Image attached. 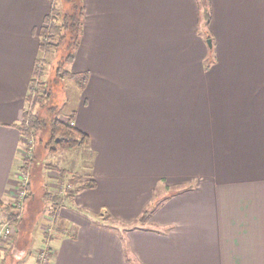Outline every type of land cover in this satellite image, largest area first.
<instances>
[{
    "label": "crops",
    "instance_id": "crops-1",
    "mask_svg": "<svg viewBox=\"0 0 264 264\" xmlns=\"http://www.w3.org/2000/svg\"><path fill=\"white\" fill-rule=\"evenodd\" d=\"M58 1L0 0L6 202L19 188L17 124L31 108L40 30ZM81 2L72 62L82 61L80 47L90 58L71 70L89 79L72 82L80 91L71 113L90 142L62 149L63 179L54 170L58 183L79 174L77 186L94 185L67 187L57 203L42 193L36 232L20 227L0 245V264L12 252V263L36 264L44 243L51 264H264V0Z\"/></svg>",
    "mask_w": 264,
    "mask_h": 264
},
{
    "label": "trees",
    "instance_id": "trees-1",
    "mask_svg": "<svg viewBox=\"0 0 264 264\" xmlns=\"http://www.w3.org/2000/svg\"><path fill=\"white\" fill-rule=\"evenodd\" d=\"M66 4V11H61L57 5L45 17V24L40 30L41 36V51L43 53L53 52L58 47L66 45L67 53L63 60L58 64V75L62 78H69L75 82L80 88H84L88 79L89 72L81 71L75 72L68 68H64L66 63H71L75 59L76 50L80 45L81 34L84 26L85 6L81 0H64ZM42 53V54H43ZM38 61L46 63L45 57H40ZM45 76V65L36 69L34 82L32 85L31 93L28 96L31 108L24 112L22 120L17 124L23 135V142L27 147L26 138H33L35 140L34 152L30 156L23 158L24 169L30 171V181L28 186V193L24 200V204H28L33 194V180L32 175L37 165V154L39 145L44 142L46 149L53 151L57 148H74L77 146H86L90 142V137L85 132L81 131L75 123L70 121L74 118V113L70 116L68 121L53 115L57 111V105H51L49 108V115L41 117L36 108L48 102L52 95V90L47 86ZM58 79V78H57ZM35 109V110H34ZM40 135V137H39ZM44 140V141H43ZM59 173L63 179L66 175V170L59 166H52ZM79 176L73 175L72 183L77 190L83 186H93V181H88L82 185L77 186L79 183ZM47 202L50 200L56 202L61 198L60 192H52L45 190L43 192ZM23 208L17 204L7 203L0 199V211L5 212L10 221H18V218ZM145 217V216H143Z\"/></svg>",
    "mask_w": 264,
    "mask_h": 264
},
{
    "label": "rangeland",
    "instance_id": "rangeland-1",
    "mask_svg": "<svg viewBox=\"0 0 264 264\" xmlns=\"http://www.w3.org/2000/svg\"><path fill=\"white\" fill-rule=\"evenodd\" d=\"M58 3L59 4L56 3L57 8H60L61 11H66L67 8H66L65 1L64 0L58 1ZM63 5L65 8L63 7ZM208 38H211V37H208ZM87 42H88V44L90 43L89 38H87ZM66 53H67L66 45H62L51 53L47 52V53L42 54V57H45V59H46V63L43 61L42 62L39 61L41 64L44 63V65H45V76L43 79L46 80L47 86L49 88H51V90H52V95H51L50 100L48 102L44 103V105H41L38 108H36V110L38 111V114L41 117L49 115V112H50L49 108L51 105H57V111L53 115H56V116L60 117L61 119L68 121L70 116L72 115V113H71L72 108L76 107V105H77L78 92L80 91V88L75 83H72L73 81L70 80L69 78H62L58 75L57 68H58L59 61L63 60ZM78 54H79L80 59L82 61L79 62V64H76L73 62L70 64L66 63L64 65V68L66 67V68L71 70V68L73 69V68H75V66L86 65V62H88V59L90 58L89 50L87 49V51L86 50L82 51V47H80V49L78 50ZM39 137H40V135H39ZM44 142H41L42 144L39 145V151L37 154V156H38L37 157V159H38L37 163L40 166H35V171H34V174L32 175L33 194L29 200V203L32 202V204H35V202L41 198L40 196L42 195V193L45 190L50 191L52 189V190H54V192L55 191L61 192V190H65L61 187H64L67 184H70L71 186L74 187L73 183H71V182L58 183V178L56 177L58 173L56 172V170H54L55 168L52 167L55 165L57 166V163H59L60 161H62V159L65 158L64 152L62 151V149H64V148H57L56 150L50 151V150L46 149ZM26 149H27V147L24 144L22 161H23V158L25 156H28L27 154H29V153H27L28 149L27 150ZM33 152H34V150H33ZM44 159H45V161H44ZM41 160H43V161L41 162ZM22 161L20 162L21 166H22ZM22 169H24V168H22V167L20 168L19 179L23 176V173H24ZM46 169H50V174H52L51 176H49V173L47 172L48 170H46ZM157 195H158V200L161 199V197H163V194H162L160 189L157 191ZM12 201H14V199L9 200L7 203L14 204ZM47 204L48 203H44L42 201V198H41V204H38V202H36L35 207H33V205H31V207H29L30 211L22 210V211H25V217L22 218L23 224L21 223L22 220L12 222V223L16 224L15 232H14L11 240L8 241L5 245L8 246V244H10V242L14 239V237L19 233L20 227L22 228V233L28 232L31 234L33 232V234H34L36 232L35 230L37 229V227L35 228L36 225L35 226L32 225L33 213H35L37 211L33 212V210H39L41 208L45 212V210L47 209L46 208ZM25 207H26V204H24L23 209H25ZM26 210H27V208H26ZM7 216L8 215L5 212H3V211L0 212V220L2 222H4V220L8 219ZM105 219H106L105 221L108 223H111V224L114 223L115 225H118L117 221L114 218L109 217L108 215L105 216ZM35 224H36V221H35ZM44 228H45V230L50 229L47 225ZM22 241H27V239L23 237ZM21 243H20V245H21ZM24 244H25V242L22 243V245H24ZM43 249H46L47 251L50 252V256H51L50 260L52 262L53 252H52L49 244L44 243V244H41L36 251V264H39L40 251ZM15 251H17V250H15ZM21 251H19L20 257L22 256ZM13 254L14 253L12 252L11 257L8 258L7 264H17V263H12V258L13 257L15 258V256H14L15 254L14 255ZM19 256L16 257V260H18L20 258ZM25 263H28V262L26 261Z\"/></svg>",
    "mask_w": 264,
    "mask_h": 264
},
{
    "label": "built area",
    "instance_id": "built-area-1",
    "mask_svg": "<svg viewBox=\"0 0 264 264\" xmlns=\"http://www.w3.org/2000/svg\"><path fill=\"white\" fill-rule=\"evenodd\" d=\"M42 64L38 62V67H40ZM73 124L74 122L71 121ZM27 142V154L28 156L32 155L34 146H35V140L33 138H26ZM22 161V160H21ZM23 165V161H22ZM21 168V165H20ZM23 170V176L19 179V188L16 195V198H14V201H12L14 204H17L20 208H23L24 206V200L28 193V186L30 181V171L28 169H22ZM67 187L73 188L70 184L65 185L64 187H61L63 189H66ZM64 191V190H61ZM16 224L12 223V221L6 219L4 222L0 220V245H5L8 241L11 240L14 232H15ZM39 264H50L51 263V256L50 252L46 249H43L40 251L39 255Z\"/></svg>",
    "mask_w": 264,
    "mask_h": 264
},
{
    "label": "water",
    "instance_id": "water-1",
    "mask_svg": "<svg viewBox=\"0 0 264 264\" xmlns=\"http://www.w3.org/2000/svg\"><path fill=\"white\" fill-rule=\"evenodd\" d=\"M209 43L211 44V40H209Z\"/></svg>",
    "mask_w": 264,
    "mask_h": 264
}]
</instances>
